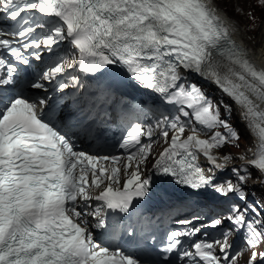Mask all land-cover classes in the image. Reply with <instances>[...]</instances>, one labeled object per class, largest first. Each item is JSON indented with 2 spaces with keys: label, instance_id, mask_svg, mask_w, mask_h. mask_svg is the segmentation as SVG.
I'll use <instances>...</instances> for the list:
<instances>
[{
  "label": "snow or ice",
  "instance_id": "1",
  "mask_svg": "<svg viewBox=\"0 0 264 264\" xmlns=\"http://www.w3.org/2000/svg\"><path fill=\"white\" fill-rule=\"evenodd\" d=\"M256 6L264 13V0ZM130 87L151 96L154 124L141 122L151 109ZM213 88L232 103L214 101ZM233 105L253 138L240 164L214 152L239 146L242 134L221 114ZM113 124L126 155L101 151ZM154 136L166 146L153 157ZM84 138L95 153L77 146ZM157 181L196 209L170 208L174 227L161 238L163 219L136 212ZM237 237L244 264H264V66L216 8L0 0V264H239Z\"/></svg>",
  "mask_w": 264,
  "mask_h": 264
},
{
  "label": "rangeland",
  "instance_id": "2",
  "mask_svg": "<svg viewBox=\"0 0 264 264\" xmlns=\"http://www.w3.org/2000/svg\"><path fill=\"white\" fill-rule=\"evenodd\" d=\"M215 2L216 5L221 6L224 11L228 13L230 18H232L238 24V26L244 32L246 38L252 40L254 39L253 44L254 42L258 41L257 46L264 45V38L260 36V33L262 34L264 25V13H262L261 9L256 6L257 0H215ZM238 9H242L243 13L238 11ZM250 16L254 17L255 19H251ZM260 39L262 40V42L260 41ZM206 90L209 91V95L214 101L223 100L225 103H229L228 99L219 95V93H217L218 91H216L215 89ZM236 108H233V112L230 117H226L223 107H221L222 118H228L233 127H235L242 134V138L239 141V146L230 143L221 149L224 152L228 151L233 153L236 148H239V151H243L246 147L253 145V138L246 131L244 124L240 122L238 111L235 110ZM214 131L223 132L224 129L220 128L215 129ZM233 154L235 155V153ZM253 174H256V172L253 171Z\"/></svg>",
  "mask_w": 264,
  "mask_h": 264
},
{
  "label": "bare ground",
  "instance_id": "3",
  "mask_svg": "<svg viewBox=\"0 0 264 264\" xmlns=\"http://www.w3.org/2000/svg\"><path fill=\"white\" fill-rule=\"evenodd\" d=\"M210 4H212V6L216 8L217 12L221 15V17L229 25L230 29L232 30V38L235 40V42L247 51L249 57L257 66H264V45H261V46L258 45L257 46L258 41L254 42V44H253L254 39L252 40V39L246 38L244 32L238 26V24L232 18H230L228 13H226V11H224V9L221 6L216 5L215 0H211ZM260 36L264 38V25H263V29H262V34L260 33ZM260 41L262 42L261 39H260ZM263 43H264V39H263ZM213 89H215V88H213ZM221 95H222V93H221ZM238 115L240 116L239 111H238ZM241 123H243V122L241 121ZM250 149L244 151V153L249 154ZM218 152L221 153L222 151H220V149H219ZM235 160L238 161L237 159H235ZM226 173H228V172H226Z\"/></svg>",
  "mask_w": 264,
  "mask_h": 264
}]
</instances>
